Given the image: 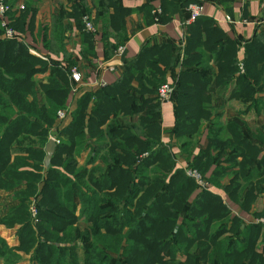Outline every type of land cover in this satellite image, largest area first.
Instances as JSON below:
<instances>
[{
	"label": "trees",
	"instance_id": "1",
	"mask_svg": "<svg viewBox=\"0 0 264 264\" xmlns=\"http://www.w3.org/2000/svg\"><path fill=\"white\" fill-rule=\"evenodd\" d=\"M93 2L98 16L91 21L103 26L110 61L127 41L132 10L117 0ZM79 3L70 13L61 9L52 37L44 38L46 49L63 55L65 65L35 56L20 36L0 38V192L12 198L0 212V226L14 230L17 242L11 246L0 234V264H17L24 255L30 264H264V223L258 222L264 210L254 211L264 194V124L247 134L244 122L221 125L219 117L212 119L218 115L216 102L234 100L243 115L264 109V29L245 45L239 61L238 43L212 19L201 15L184 23L183 47L162 43L143 47L135 59L123 55L118 80L80 97L69 124L55 131L57 122L64 124L58 112L67 110L77 67L66 50L65 17L80 31L81 55H94L95 38L83 20L90 8L85 0ZM192 3L198 2L166 4L159 15L152 9V23L188 14ZM24 8L18 17L13 11L8 15L16 32L25 30L30 14L34 18L36 10ZM181 50L182 70L170 83L174 136L188 169L211 189H200L177 166L172 147L161 142L158 90L168 83L167 72L180 62ZM48 69L45 82L35 79ZM209 123L206 146L193 154ZM54 132L58 144L46 164ZM86 152L89 158L80 166ZM231 204L255 222L234 215ZM81 220L90 227L80 230Z\"/></svg>",
	"mask_w": 264,
	"mask_h": 264
},
{
	"label": "crops",
	"instance_id": "2",
	"mask_svg": "<svg viewBox=\"0 0 264 264\" xmlns=\"http://www.w3.org/2000/svg\"><path fill=\"white\" fill-rule=\"evenodd\" d=\"M120 6L132 10V13L126 17V27L125 34L128 37L126 43L121 46L125 50L122 55H118L110 60L106 61L105 57V43L103 41V26L101 23L95 24L96 32L94 35V55L82 56V38L77 24L74 19L64 18L63 24L69 26L70 29L65 33L66 36V50L68 54L75 60L77 64V69L81 75V82L78 85L72 86V91L70 98L67 103V110L70 114L76 109L77 102L85 93L95 92L100 88L104 83L113 84L121 76L123 72V62L121 60L124 55L126 59H135L141 49L145 46L158 45L162 43H176L180 48L183 47L185 42V37L187 31L185 28V21L187 20L188 14L180 15L175 14L172 18L166 20L163 24L152 23V9L163 8L166 4H176L181 3L187 0H117ZM200 2L203 5L202 17H207L213 20L214 25L219 27L221 31L225 34L227 39L237 42L239 45V50L237 52V57L239 61H242L245 53V45L258 33L264 29V0H194ZM87 6L90 8V17L95 22L96 17L98 16L97 8L93 5V0H85ZM23 5L27 8L35 9L34 18L31 21V14L27 19V24L23 32H16L18 36L21 37L23 43L31 50L41 53L47 58V61L56 60L64 64L63 55H55L50 53L44 43V38L49 39L52 37V21L55 16L59 14L61 9L67 10L69 13L72 10V7L76 4H79V0H18L12 3L13 12L15 17H18L20 13L25 10H20L19 5ZM68 13V14H69ZM112 13V10L110 11ZM31 22L32 25H31ZM180 62L176 67L171 71L167 72V82L175 83L178 75L182 70L181 58L183 57V51H180ZM113 61H119L120 63L115 66L108 67V63ZM261 94L260 96H262ZM160 103V124L162 128L161 142L164 146L172 147V152L176 155V162L178 167L186 165L185 158L181 155V151L178 147L177 140L174 136V129L176 124L175 116V105L173 98L170 101ZM230 107L232 105L236 108V114L227 121L226 117H231L230 114L234 113L233 111H225V107ZM219 106V107H218ZM217 116L213 115V118L219 117V124L226 125L231 120H237L240 124L241 122L247 121L248 116H259L264 113V109L261 110V114H258L256 111H250L249 113L243 115L240 114L238 109V103L234 100L227 102L225 105H222L221 102H216ZM231 108V107H230ZM234 110V109H233ZM240 118V120H239ZM71 121V117L68 118V121L59 125V122L56 123L55 131L66 126ZM250 125L249 122L245 123L244 126ZM261 124L260 128L263 126ZM210 123L205 124L202 130V134L198 138V141L195 146L193 154H197L200 149L204 148L207 143V138L210 133ZM243 126V127H244ZM259 129V128H258ZM257 130V129H256ZM254 132V131H253ZM55 135V132H54ZM89 158V153L86 152L82 159H79V165L85 166ZM99 163V162H98ZM182 163L184 165H182ZM90 168V166H88ZM213 191L217 194L222 195L225 201L227 202L226 195L216 189ZM0 212L4 210L5 205H7L12 198L3 192H0ZM233 209H238L237 214L243 217L245 221L254 222V218L251 215H248L242 212L237 206L231 204ZM232 209V210H233ZM234 212V211H232ZM79 214V210L77 212ZM82 221V220H81ZM80 221V222H81ZM84 221V220H83ZM80 222L78 227L81 229ZM85 222V221H84ZM87 224V223H86ZM9 237H5L3 234L6 233ZM0 234L3 238L7 240V243L11 246L16 245L15 231L7 229L3 226H0ZM11 239L12 241H9ZM29 256H22V259L17 264H30Z\"/></svg>",
	"mask_w": 264,
	"mask_h": 264
},
{
	"label": "built area",
	"instance_id": "3",
	"mask_svg": "<svg viewBox=\"0 0 264 264\" xmlns=\"http://www.w3.org/2000/svg\"><path fill=\"white\" fill-rule=\"evenodd\" d=\"M18 8L20 10H23L24 6L21 4L18 6ZM12 11H13L12 5L6 3V0H0V22H1L2 28H4V34L0 36L1 39L2 38L13 39L16 36H18L16 31L10 27V21H9L8 15ZM187 11L189 14V18L185 22L186 25L193 23L197 18H199L202 15L203 5L200 2L192 3L188 6ZM153 13L155 15H159L161 13V9L156 8L154 9ZM83 20L85 22L86 30L89 31L90 33H95L96 28L91 21V17L84 16ZM124 50H125L124 47H120L117 50V54L122 55ZM31 53L37 57L47 60V58L44 55H42L41 53H38L37 51L31 50ZM71 79L75 85H78L81 82V75H80L79 70L76 67L72 69ZM103 85H106V84L104 83ZM173 94H174V88L171 86L170 83L163 84L158 90V98L162 102L172 100ZM69 115H70V112L68 110L62 109L58 112V119L60 122L65 123L68 121ZM50 139L53 140L56 144H58V140L56 139L55 135H51ZM182 167L186 170L187 174L195 180V182L197 183L200 189L202 188L211 189L210 186L204 181L201 174H199L197 171L189 170L187 164ZM30 213H31L32 220H34L35 222L36 217H37V208H36L35 201H32L30 205ZM260 222L264 223V220L262 219L260 220Z\"/></svg>",
	"mask_w": 264,
	"mask_h": 264
},
{
	"label": "rangeland",
	"instance_id": "4",
	"mask_svg": "<svg viewBox=\"0 0 264 264\" xmlns=\"http://www.w3.org/2000/svg\"><path fill=\"white\" fill-rule=\"evenodd\" d=\"M86 16H88L89 17V15H86ZM50 74H51V71L48 69L46 72H44V73H39V74H37L36 75V77H35V79H41V80H44V82H45V80L50 76ZM219 107V106H218ZM231 107V108H230ZM230 107H228V105H227V107H225V111H227L228 112V115L230 114V112H234V113H232V114H230V116L231 117H226V121L228 120V119H233V118H235V117H232V116H234L235 114H236V108L235 107H233L232 105H230ZM234 109V110H233ZM239 120H240V118H239ZM116 119H115V121L112 123V125H115L116 124ZM132 121L133 122H137L138 121V118L137 117H133L132 118ZM263 121H264V113H262L261 115H260V117L259 116H255V115H252V116H248L247 117V121L245 120L244 122L245 123H248L249 122V124L250 125H246V127L244 126V128L247 130L246 131V133L249 131V132H253V131H256V129H258V128H260V126H261V124L263 123ZM248 132V133H249ZM247 133V134H248ZM52 135H54L53 133H52ZM49 140H50V138H49ZM182 165H184L183 163H182ZM233 205V204H232ZM231 209H233V208H231ZM237 208L236 209H233L232 211H234L233 213L234 214H237L236 212H237ZM263 211L264 210V194L262 195V196H259V199H258V201H257V203H256V205L254 206V211ZM264 220V219H263ZM254 222H255V220H254ZM258 222H260V220L258 221ZM79 225H81V229H84L85 228V225H86V228H88V227H90V225H88V224H86L83 220L80 222V224ZM6 238L7 237H9L8 236V234H7V232L6 233H4L3 234ZM9 241H12L11 239H8ZM82 243H80V247L82 248ZM79 255H81L82 256V252H80V254Z\"/></svg>",
	"mask_w": 264,
	"mask_h": 264
},
{
	"label": "water",
	"instance_id": "5",
	"mask_svg": "<svg viewBox=\"0 0 264 264\" xmlns=\"http://www.w3.org/2000/svg\"><path fill=\"white\" fill-rule=\"evenodd\" d=\"M119 63H120L119 61H113V62L108 63L107 66L108 67L115 66ZM56 147H57V144L53 140L50 139L48 144L46 145V148H45V152H46L45 162H46V164H49L51 162V159H52V157L56 151Z\"/></svg>",
	"mask_w": 264,
	"mask_h": 264
}]
</instances>
